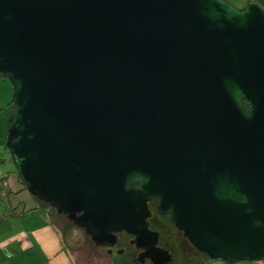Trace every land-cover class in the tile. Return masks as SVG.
Listing matches in <instances>:
<instances>
[{
	"label": "water",
	"instance_id": "95a60500",
	"mask_svg": "<svg viewBox=\"0 0 264 264\" xmlns=\"http://www.w3.org/2000/svg\"><path fill=\"white\" fill-rule=\"evenodd\" d=\"M0 75L20 181L96 243L170 264L157 200L210 263L264 262L259 5L0 0Z\"/></svg>",
	"mask_w": 264,
	"mask_h": 264
},
{
	"label": "crops",
	"instance_id": "0c3cea01",
	"mask_svg": "<svg viewBox=\"0 0 264 264\" xmlns=\"http://www.w3.org/2000/svg\"><path fill=\"white\" fill-rule=\"evenodd\" d=\"M250 4L256 3L248 0L245 7ZM0 116V143L6 144L1 125L4 113ZM5 152L4 146V152L1 150L0 153ZM5 176L0 174V264H75L64 251L61 233L49 215L45 211H34L39 207L38 202L32 197L25 200L13 195L16 191L12 184H17L15 189L23 187L27 190L17 171L16 175Z\"/></svg>",
	"mask_w": 264,
	"mask_h": 264
},
{
	"label": "trees",
	"instance_id": "16d2710c",
	"mask_svg": "<svg viewBox=\"0 0 264 264\" xmlns=\"http://www.w3.org/2000/svg\"><path fill=\"white\" fill-rule=\"evenodd\" d=\"M253 3L258 4L264 10V0H253ZM0 76L8 79L5 76ZM12 108L13 102H11L8 107H5V110L2 109L0 111V113L5 114L4 122L1 124L4 130H2L3 138H7L8 136L7 118ZM244 109L249 112L251 106L247 102H245ZM5 151H8V149H6V144ZM10 161L12 162L11 156ZM34 199L39 204V207H37L34 211H45L49 215L54 227L60 232L62 231L61 236L64 243V251L67 252L71 257V253L74 254L75 252H77L79 250V247H73L71 244H69L67 238L71 236V233L74 230L79 229V231H81V233L83 234L82 237L91 243V249L93 251L98 250L97 253H103L98 254L99 257H107L108 264H154L151 260L141 257L140 254L142 251L137 250V248L131 244V236H129L125 232L118 234L115 246L113 248H110V250L113 251V254H109V249L106 248L107 246H101L100 244L90 239L84 229H81L76 222L69 220L66 215L61 214L56 207L51 206L47 202L39 200L37 197H34ZM155 201L149 207L151 208V211L152 207L156 209ZM156 217L160 219H153V217H151L149 220H153L151 222L148 220L149 227L152 231L160 234L159 246L169 252L170 255H172L173 261L170 264H211L210 259L205 254L196 250L185 238L184 234L172 224L169 215L163 216L159 214ZM120 251L123 253H121ZM73 260L75 264H79L76 259Z\"/></svg>",
	"mask_w": 264,
	"mask_h": 264
},
{
	"label": "rangeland",
	"instance_id": "374dc122",
	"mask_svg": "<svg viewBox=\"0 0 264 264\" xmlns=\"http://www.w3.org/2000/svg\"><path fill=\"white\" fill-rule=\"evenodd\" d=\"M227 1L230 2L235 8L240 10L244 9L246 4L248 3V0H227ZM13 92H14V87L11 84L10 80L0 76V111L2 109L5 110V107H8V105L13 101ZM4 119H5V114L1 118V124L4 122ZM4 146L5 144L3 142L0 143V151L3 150L4 152ZM0 174L6 175L5 177L7 178L10 175H16V168L14 164L10 161V155L8 152H5L3 154L0 153ZM16 187H18L17 184H12V188H14V191H16V193H13V195L17 199L30 200L32 195L28 190L24 191L23 187L15 189ZM60 233H62V231ZM82 236L83 234L81 233V231L77 229L74 230L71 233V236L67 238L69 244H71L73 247H79V250L77 252H75L74 254L71 253L73 259H76L79 264H108L107 257H99L98 254H103V253H97L98 250L93 251L91 249L92 248L91 243L88 242ZM211 264H227V263L223 261H216V262H211ZM237 264H264V263L242 262Z\"/></svg>",
	"mask_w": 264,
	"mask_h": 264
},
{
	"label": "flooded vegetation",
	"instance_id": "af4514ba",
	"mask_svg": "<svg viewBox=\"0 0 264 264\" xmlns=\"http://www.w3.org/2000/svg\"><path fill=\"white\" fill-rule=\"evenodd\" d=\"M8 138V137H7ZM9 154H10V152H9V150L7 151ZM155 201V200H154ZM154 201H152V202H150V204H149V207L151 206V204H153V202ZM155 203H156V209L154 208V207H152V211H151V213H152V217H153V219H155V218H158V217H156L157 215H159L160 213H159V211H158V201L156 200L155 201ZM151 209V208H150ZM160 215H163V214H160ZM163 216H168V215H163ZM153 219H151V220H149L150 222L153 220ZM158 219H160V218H158ZM149 221H148V223H149ZM82 229V228H81ZM149 229H150V227H149ZM85 230V229H84ZM150 231H152L151 229H150ZM86 232V231H85ZM152 232H154V231H152ZM154 233H157V232H154ZM87 234V233H86ZM157 234H159V233H157ZM88 235V234H87ZM89 237H90V239H92L93 240V238L90 236V235H88ZM117 237H118V235H117ZM159 237H160V234H159ZM134 240V238L133 237H131V244H132V241ZM94 241V240H93ZM95 242V241H94ZM159 243H160V238H159ZM101 246H107L106 248L107 249H109L108 251H109V254H113V251L112 250H110V248H113L114 246H112V245H107L106 243H103V244H100ZM110 246V247H109ZM158 247H160L159 245H158ZM161 248V247H160ZM161 249H163V248H161ZM164 250V249H163ZM140 251V250H139ZM142 251V250H141ZM166 251V250H165ZM169 253V252H168ZM142 254H144V251H142L141 252V256H142ZM172 256V255H171ZM146 259H149V260H151L153 263H154V261H153V256H150V258H146Z\"/></svg>",
	"mask_w": 264,
	"mask_h": 264
}]
</instances>
